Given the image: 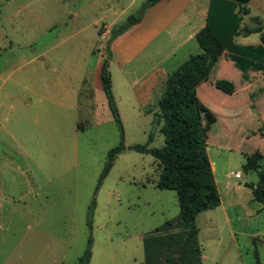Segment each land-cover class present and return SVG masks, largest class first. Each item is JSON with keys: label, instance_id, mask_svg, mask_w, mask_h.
I'll list each match as a JSON object with an SVG mask.
<instances>
[{"label": "rangeland", "instance_id": "obj_1", "mask_svg": "<svg viewBox=\"0 0 264 264\" xmlns=\"http://www.w3.org/2000/svg\"><path fill=\"white\" fill-rule=\"evenodd\" d=\"M145 1L0 0V264H75L89 238V264H144L142 238L178 216L175 191L155 186L159 167L149 153L126 147L96 188L107 152L121 137L125 146L164 145L153 115L164 82L144 91L147 73L174 69L200 51L188 34L204 24L209 0H162L143 10ZM246 7L240 34L263 29L234 42L255 45L264 35V0ZM141 12L136 47L130 49V37L114 50L111 31ZM151 29L145 41L141 32ZM106 59L123 135L98 78ZM224 61L226 53L197 87L198 105L223 201L225 174L233 186L245 183L239 199L247 207L226 206L230 225L219 207L195 217L200 263L264 264V237L250 235L264 231V209L255 214L256 203L247 201L257 173L243 169L255 152L264 161V93L250 96L264 77L243 82ZM218 72L232 82V94L214 87Z\"/></svg>", "mask_w": 264, "mask_h": 264}, {"label": "trees", "instance_id": "obj_2", "mask_svg": "<svg viewBox=\"0 0 264 264\" xmlns=\"http://www.w3.org/2000/svg\"><path fill=\"white\" fill-rule=\"evenodd\" d=\"M158 1L146 0L143 10ZM249 1H208L204 25L194 35L200 51L190 54L167 74L164 91L157 101L158 110L153 113L154 123L160 124L159 130L164 136V145L158 148L148 147L146 144L125 146L121 137L118 145L107 152L96 188L108 173L117 154L128 147L140 153L151 154L159 167L155 186L171 189L176 193L179 205L176 219L164 221L142 238L144 264H201L195 217L201 211L216 208L220 204V196L207 154L208 127L199 111L197 87L209 79L223 52H226L233 65L241 71L244 79H247L249 70L260 71L264 77V35L260 36V42L256 45L234 42V38L240 34L243 15L249 12L246 7ZM142 14L143 12L129 15L126 21L111 31L109 39L113 40L139 22ZM262 29L263 26L257 25L243 34L261 32ZM108 65L107 59L102 62L99 80L107 106L123 135L111 90ZM214 87L228 95L234 92L232 82L227 79H216ZM263 90L264 85L257 86L250 96ZM148 135L150 140L152 132ZM260 135L264 137V130L260 131ZM243 169L257 173L256 183L249 184V187L253 200L259 202L264 209V161L261 154L255 152L246 156ZM93 202L94 200L92 204ZM88 223H91L90 212ZM176 226H180L182 232H174ZM90 257L89 238L86 248L75 264H89ZM256 264H260L258 259Z\"/></svg>", "mask_w": 264, "mask_h": 264}, {"label": "crops", "instance_id": "obj_3", "mask_svg": "<svg viewBox=\"0 0 264 264\" xmlns=\"http://www.w3.org/2000/svg\"><path fill=\"white\" fill-rule=\"evenodd\" d=\"M160 1H162V0H159L158 2H156L155 4H153L152 6H154V5H158L159 3H160ZM166 1H168V0H166ZM249 3V2H248ZM152 6H150V7H152ZM208 6V5H207ZM150 7H148V8H150ZM175 10H176V14L178 13H180V11H182L183 10V8H182V5L181 6H176V8H175ZM206 11H207V9H206ZM201 12H203V11H201ZM200 13V12H199ZM144 15V14H143ZM156 16H159V15H156ZM206 16V13H205V15H204V17ZM142 18H143V16L141 17V20L139 21V22H137L135 25H133L131 28H129L127 31H125L124 33H122V34H120L119 35V37H117V38H115V41H114V46H113V49L115 50V48L118 46V45H120V44H126L127 43V46H128V42L129 41H131V44H133L132 45V48H130L131 50L134 48V47H136V45H134L136 42H137V40H138V38L137 37H135V36H132V34L134 33V30L136 29V28H138V27H140V26H142V23H143V20H142ZM161 17H159L158 19H160ZM161 21H162V19H160V20H156L155 21V25H160L161 24ZM204 22H205V18H204ZM204 24H202L201 25V27L203 26ZM200 27V28H201ZM199 28V29H200ZM198 29V30H199ZM197 29H195V30H193V31H191L189 34H188V38L190 39V38H192V37H194V35H195V33L198 31ZM143 32V33H142ZM141 32V36L142 37H144L143 39H145V41L146 40H148V39H150L151 37H153V34H154V32H153V29H151V31H147V30H145V31H142ZM259 33V32H258ZM240 35H243V36H246V35H244V34H240ZM130 37H133L132 38V40H129L130 39ZM237 37V36H236ZM235 37V38H236ZM235 38H234V40H235ZM142 39V38H141ZM259 39H260V37H259ZM129 40V41H128ZM128 41V42H127ZM130 44V45H131ZM257 44H259V43H257ZM242 45V44H241ZM248 45V44H247ZM256 45V44H255ZM225 53L226 52H223V54L221 55V57L219 58V60L222 58V57H225ZM229 58V57H228ZM126 60H128V59H126ZM218 60V61H219ZM217 61V62H218ZM225 62V64H227L228 66H230V68H232V70H234L235 71V73L237 74V75H240V78H241V80L243 81V82H247V81H249L250 80V78H251V76L252 75H254V74H256V73H260L262 76H263V74L260 72V71H254V70H249L248 72H247V79H244L243 77H242V74H241V71L239 70V69H237V70H235L234 68H233V62L229 59V61H224ZM180 64V63H179ZM178 64V65H179ZM217 64V63H216ZM177 65V66H178ZM176 66V67H177ZM175 67V68H176ZM174 68V69H175ZM173 69H168L167 67L166 68H164V67H161V66H158L156 69H154L153 70V72H150V73H147V74H149L148 75V77H146V80H145V82H143V87H144V91H146L147 92V89H150L151 87H152V85L153 84H156L158 81L160 82H164L165 81V79H166V77H167V74L169 73V72H171ZM99 71H100V67H99V69L97 70V72H98V78H99ZM217 75H218V77H219V79H223V77H224V75L223 74H221V72H218L217 73ZM262 93H264V90L262 91V92H260V93H258V94H262ZM257 94V95H258ZM142 96H139L138 98H141ZM143 99V98H142ZM150 113V112H149ZM206 149H207V147H206ZM210 161V163H211V168H212V171H213V174H214V178H215V182H216V186H217V190H218V192H219V196H220V204L216 207V208H218L219 207V209H220V211L222 212V215H223V217H224V219H225V221H226V223H228L229 225H230V222H231V217L228 215V212H227V207L226 206H233V205H237V204H241V206L242 207H244V208H246L247 206H246V204L244 203V202H240V199H239V196H240V189L241 188H243L244 186H245V183H243V185H241L240 183H238L237 184V186H233V184L232 183H230L229 181H227L226 180V178H227V176L224 174L223 176H222V179H220V181H221V184H222V186H223V188L225 189V191H226V195H227V200H226V202L224 203V201H223V198H222V196H221V194H220V191H219V181L217 180V178H216V175H215V171H216V166H215V163L213 162V161H211V160H209ZM238 172H236V173H234L233 175H234V177H236L235 176V174H237ZM241 176L239 175V177H236V178H240ZM256 183V182H255ZM255 183H250V184H255ZM249 193H250V196L248 195V197H247V201H248V203L249 204H252L253 202H255L256 204H254V211L256 212L255 214H258V212L260 211V210H262V208H261V204L259 203V202H257V201H255V200H253V198H252V192H251V188L249 187ZM251 212H253V211H249L248 212V214H250ZM201 213V212H200ZM199 214V213H198ZM197 214V215H198ZM213 215H215V214H213ZM214 217V216H213ZM213 217H210L211 219H213ZM230 234L232 235V239L234 238V236H235V232L233 231V229L231 228L230 229ZM259 234H262L263 235V237H264V231H255V232H251L250 233V235L251 236H255V235H259Z\"/></svg>", "mask_w": 264, "mask_h": 264}, {"label": "built area", "instance_id": "obj_4", "mask_svg": "<svg viewBox=\"0 0 264 264\" xmlns=\"http://www.w3.org/2000/svg\"><path fill=\"white\" fill-rule=\"evenodd\" d=\"M236 177H239V173L235 174Z\"/></svg>", "mask_w": 264, "mask_h": 264}]
</instances>
